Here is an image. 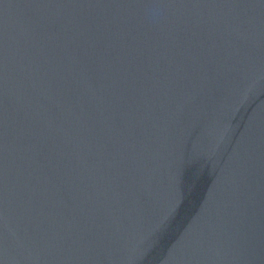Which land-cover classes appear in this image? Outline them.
<instances>
[{
  "label": "water",
  "instance_id": "1",
  "mask_svg": "<svg viewBox=\"0 0 264 264\" xmlns=\"http://www.w3.org/2000/svg\"><path fill=\"white\" fill-rule=\"evenodd\" d=\"M0 264H264V0H0Z\"/></svg>",
  "mask_w": 264,
  "mask_h": 264
}]
</instances>
